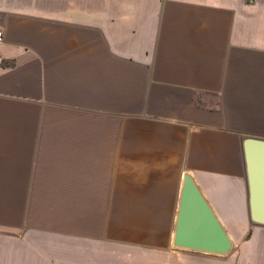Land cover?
I'll list each match as a JSON object with an SVG mask.
<instances>
[{"label": "crops", "instance_id": "crops-1", "mask_svg": "<svg viewBox=\"0 0 264 264\" xmlns=\"http://www.w3.org/2000/svg\"><path fill=\"white\" fill-rule=\"evenodd\" d=\"M0 29V264H264V0H0ZM183 174L227 253L172 244Z\"/></svg>", "mask_w": 264, "mask_h": 264}, {"label": "water", "instance_id": "water-1", "mask_svg": "<svg viewBox=\"0 0 264 264\" xmlns=\"http://www.w3.org/2000/svg\"><path fill=\"white\" fill-rule=\"evenodd\" d=\"M246 161L249 169V219L251 223L264 226V202L258 197V189L253 175L252 146L264 147V141L245 139ZM172 244L213 254L227 253L231 240L223 230L207 201L188 174L182 175V184L175 217Z\"/></svg>", "mask_w": 264, "mask_h": 264}, {"label": "rangeland", "instance_id": "rangeland-1", "mask_svg": "<svg viewBox=\"0 0 264 264\" xmlns=\"http://www.w3.org/2000/svg\"><path fill=\"white\" fill-rule=\"evenodd\" d=\"M119 255V254H118ZM117 255V256H118ZM113 256L115 257V254H114V252H112V251H107V250H104L103 252H102V258H104V259H111V258H113Z\"/></svg>", "mask_w": 264, "mask_h": 264}, {"label": "built area", "instance_id": "built-area-1", "mask_svg": "<svg viewBox=\"0 0 264 264\" xmlns=\"http://www.w3.org/2000/svg\"><path fill=\"white\" fill-rule=\"evenodd\" d=\"M2 43V31L0 29V44Z\"/></svg>", "mask_w": 264, "mask_h": 264}]
</instances>
